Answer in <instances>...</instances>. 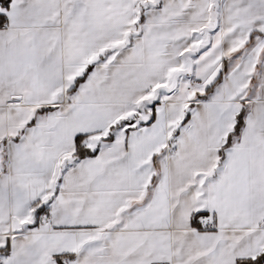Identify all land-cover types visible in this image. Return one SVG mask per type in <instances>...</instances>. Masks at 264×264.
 <instances>
[{
    "label": "snow or ice",
    "instance_id": "snow-or-ice-1",
    "mask_svg": "<svg viewBox=\"0 0 264 264\" xmlns=\"http://www.w3.org/2000/svg\"><path fill=\"white\" fill-rule=\"evenodd\" d=\"M0 264H264V0H0Z\"/></svg>",
    "mask_w": 264,
    "mask_h": 264
}]
</instances>
